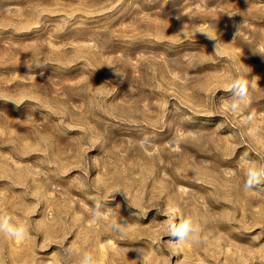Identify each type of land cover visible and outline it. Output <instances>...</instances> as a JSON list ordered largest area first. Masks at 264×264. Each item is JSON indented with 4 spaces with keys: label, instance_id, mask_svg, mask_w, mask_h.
<instances>
[{
    "label": "rangeland",
    "instance_id": "374dc122",
    "mask_svg": "<svg viewBox=\"0 0 264 264\" xmlns=\"http://www.w3.org/2000/svg\"><path fill=\"white\" fill-rule=\"evenodd\" d=\"M253 163L264 0H0V213L29 229L0 234V264H80L69 246L94 264H133L136 248L144 264H264V181L243 187ZM185 216L206 245L166 235Z\"/></svg>",
    "mask_w": 264,
    "mask_h": 264
},
{
    "label": "clouds",
    "instance_id": "9594fccd",
    "mask_svg": "<svg viewBox=\"0 0 264 264\" xmlns=\"http://www.w3.org/2000/svg\"><path fill=\"white\" fill-rule=\"evenodd\" d=\"M177 19H180V16H177ZM196 33L206 34L207 37L212 40L217 39L216 36H213L212 34L208 32L197 31ZM216 47H217V44H216ZM24 63L29 68V70L33 68H41L44 66L42 63L33 61L31 58L26 60ZM107 66L112 68L114 74L117 77L121 79L125 78L124 73L120 72L116 67L112 65H107ZM227 91L233 92V99L228 104V110L232 113H237L240 110L242 103L248 96V80L245 79V75L241 74L238 78H235L231 84V87ZM12 102H14L17 106L20 105V104H17L15 101H12ZM247 119L249 122L253 121L254 114L249 113L247 116ZM152 141H153V137L145 135L140 139L138 143L141 148L147 150L148 148L151 147ZM262 181H264V165H257L255 163L251 164L246 169V172H245V180L243 183L244 189L248 191H256L254 189H256L257 186ZM118 192H122L127 198H129L126 192H124L121 189H116L110 192L109 195H111L113 198V194L118 193ZM100 208H101L100 203H97L95 207L92 209V222L94 223L101 222L105 218V212H101ZM111 228L114 232L123 234L128 228V224H127V221H125L123 224H119L117 220L114 219L111 222ZM164 228H165L166 235H170L171 237L176 238L177 240L176 243L186 242V243L196 244V245H206L207 244V238L203 235L201 224L199 223L197 219H194L192 217L185 216L183 219L180 220L179 223H175V222L166 223L164 225ZM0 234H3L15 241H23L28 238L29 229L25 222H22L20 220L13 222L12 218L9 215H7L6 213H0ZM169 243H172V242L169 241ZM132 250H135L139 254L138 260H131L133 261V264H138V261H141L142 264H144L145 257L142 253V250L140 248L130 249V251ZM64 251L66 253V256L70 258H72L73 255H78L80 264H94V258L92 254L87 251L79 252L78 250L73 249L70 246L65 247Z\"/></svg>",
    "mask_w": 264,
    "mask_h": 264
}]
</instances>
